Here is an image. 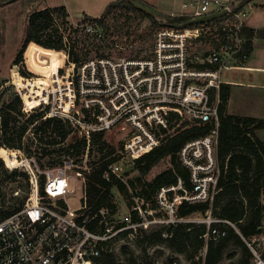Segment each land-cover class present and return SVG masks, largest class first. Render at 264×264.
Listing matches in <instances>:
<instances>
[{"label": "built area", "instance_id": "1", "mask_svg": "<svg viewBox=\"0 0 264 264\" xmlns=\"http://www.w3.org/2000/svg\"><path fill=\"white\" fill-rule=\"evenodd\" d=\"M252 9L251 0H185L180 11L170 12L167 20L159 23L151 57L90 58L79 65L69 63L71 69L66 74H62L64 68L58 70L52 86L61 87L65 80V92L61 91L55 108L49 103L43 107L49 99L45 94L50 85L38 98L40 105L31 108L25 102L24 90L14 82L23 112L47 110L46 117L54 113L84 126L86 135L78 159L61 163L56 169L32 164L33 157L22 159L28 177L27 200L7 216L2 212L9 209L0 207V264H106L111 255L116 264H128L136 258L134 252L143 257L140 247L147 235L162 231L164 238H170L171 227L191 222L190 216L178 214L184 201H213L220 191V92L223 85L232 83L223 74L247 69L244 63L249 52L244 32ZM85 30L101 36L91 25ZM184 122L213 126L209 134L186 142L178 153L182 166L189 170L190 189L179 178L176 185L161 188L154 202L134 189L130 199L92 209L87 178L98 165L90 160L94 156L92 132L103 131L104 141L114 148L115 160L103 167L102 177L109 182H125L126 176L136 170L135 161L160 145L164 131ZM122 123L127 136L112 146L105 139L106 129ZM6 164L9 171L18 169ZM78 181L82 183V195L77 193ZM19 194L18 190L14 192L15 196ZM78 196L81 205L73 208L70 198ZM197 223L207 226L201 236L206 242L225 236L223 225L239 232L236 225L212 216L210 211ZM259 230L250 239L239 232L253 255L252 264H264L263 223ZM166 248L150 244L146 256L149 264H180L173 253L166 261L153 258L154 252L168 251Z\"/></svg>", "mask_w": 264, "mask_h": 264}, {"label": "trees", "instance_id": "2", "mask_svg": "<svg viewBox=\"0 0 264 264\" xmlns=\"http://www.w3.org/2000/svg\"><path fill=\"white\" fill-rule=\"evenodd\" d=\"M128 5H131L130 0H115L107 7L103 17L89 18L88 21L97 24V26H102L111 11L125 8ZM136 8L140 9L143 16L151 18L153 23L156 24L153 15L149 13L151 12L149 9ZM54 13H61L65 18L69 16L64 6L45 9L31 15L27 34L22 42V49L14 61V64H19L23 57L22 63L26 66L29 73L36 75V79L46 80L49 77L48 73L36 71L31 63L32 54L40 46H46L56 52V54L46 60V70L55 67L60 70L67 67V55L70 62L77 65L90 59L83 58L87 54L78 45L67 48L57 43L50 46L41 40L39 33L48 28ZM179 20L176 19L175 21ZM33 40L36 42L35 45H31ZM21 73L25 76L20 74L25 81L35 79L27 78L29 75L25 71ZM7 82H0V148L13 149L9 151L13 154L15 153L16 159L19 161V156L14 150L24 151L26 147V154L35 156L36 161L42 167L46 166L42 165L43 160L55 153H58L59 165L68 159L76 161L79 157V152L83 150L85 138L79 135L78 128L57 115H48L43 119L47 110L36 108L29 113L23 112L22 100L16 93L15 88L14 91L12 89L9 97L5 98L6 93L10 91V89L4 87ZM231 87V84H225L220 92L218 155L221 175L217 183L220 191L214 196L212 202L189 203L184 201L178 207V214L181 217H188L196 213L205 216L210 211L213 216L216 213L214 208L218 207L226 199L227 202L223 203L221 212L218 213L216 218L233 223L243 237L250 239L260 233L259 226L262 225L264 218V140L257 135L258 130L264 129V118L229 113L227 106ZM5 89L7 90L4 91ZM125 127V124L122 123L106 129L105 139L110 144L114 140L120 141L127 136ZM212 127L210 123L184 122L178 128L174 129L171 127L169 131H164L160 145L135 161L138 175L130 179L129 182L134 187L136 182L143 181L165 157L171 158L172 166L157 174L152 181H144L140 188L135 187V192L154 202V196L161 188L176 185L179 178H182L186 187L190 189V173L188 169L182 166L178 153L186 142L206 136L210 133ZM34 141L41 145H47L46 147H41V155H38V151L33 149L31 143ZM65 142H68L67 146L58 150L49 149L48 147ZM91 143L93 148L96 147L99 154L106 152L96 161L98 165L93 167L87 178L88 201L92 209L95 210L105 206H114L115 192L124 191L128 184L123 181L109 182L102 177L103 167L115 160L113 156L114 148L108 146L106 141H104V132H92ZM93 148L92 150L94 151L95 149ZM96 162H91V164L93 165ZM1 173L9 174L14 182L17 181L18 177H23L25 181L28 178L25 172H20L18 169L13 171L6 169L3 160L0 158ZM44 181L43 177L41 181L42 189ZM178 192L183 193L182 191ZM170 196L172 197V193ZM10 213L11 210H5L2 212V216H7ZM223 228L226 230L225 236L216 241L206 242L205 238L201 237L207 231L205 224L180 223L169 229L172 237L164 238L161 231L147 235L143 242H148L151 245H164L181 254L191 251V254L188 255L190 264H221L225 250L231 242H234L236 246L242 249L243 253L239 264H251L253 255L239 232L230 225H223ZM206 245L207 250L205 251ZM131 262L134 264L133 258ZM106 264H116L112 255L106 258Z\"/></svg>", "mask_w": 264, "mask_h": 264}, {"label": "rangeland", "instance_id": "3", "mask_svg": "<svg viewBox=\"0 0 264 264\" xmlns=\"http://www.w3.org/2000/svg\"><path fill=\"white\" fill-rule=\"evenodd\" d=\"M67 2L69 4V9L71 11V16L64 17L61 13H54L52 21L48 28L39 33V37L48 45H55L60 43L65 47H73L79 46L80 49H83V52L87 55L84 56V59L87 58H99V57H125V58H148L152 56L153 45H154V34L158 29L159 23H163V20H167L169 17L168 14L170 12H178L181 9V5L185 0H148L151 5L144 0H130L131 5L126 6L125 8L116 9L111 11L104 25L97 26V24L88 21L89 18H101L106 12L107 7L113 3L115 0H15L12 1L11 4L6 5L4 8L0 9V82L8 81L4 87L10 89L8 93H6V97L8 98L10 92L14 91V82L16 83V79L14 77V71L17 70L19 74L22 75V71H25L30 77L35 78L32 80H22L20 82H29L32 84L30 87L29 94L32 93L34 97L39 98L42 95V91L47 88V97H49L48 101L44 103L43 107L50 104V107H57L58 99L61 91L65 92L62 88L64 86V82H62L61 87L58 84L52 86V79L57 73H53L54 69L46 70V60L49 57H52L56 52L54 50H50L46 46H40V48L32 54V66L36 69V71L42 73H48L49 77L46 80L36 79V75H33L28 72L26 66L22 63V60L19 64H14L16 57L18 56L20 50L22 49V42L27 34V30L29 27V19L31 15L36 12L43 11L45 9H53L55 7L63 6L62 2ZM135 2V3H134ZM135 4V5H134ZM153 6L156 7L158 12L154 13ZM135 7V8H134ZM136 7H143V10H150L156 24L153 23V20L149 17L143 16L140 9ZM79 12V13H78ZM154 13V14H153ZM91 25L94 28L98 29L101 33V36L91 35L86 32L85 26ZM35 41L31 42V45H35ZM200 43H197L196 46L199 47ZM195 46V47H196ZM195 47L191 49V52L195 50ZM65 49V48H64ZM261 53V49L259 50ZM261 55V54H260ZM69 57V56H68ZM67 67L64 68L62 74H66L71 69V65L69 63L70 60L68 58ZM239 72L232 70L226 71L223 74V78L226 80H235L238 78ZM13 76V77H12ZM24 76V75H22ZM25 77V76H24ZM13 80V81H12ZM41 82H44L41 83ZM37 83V84H35ZM43 84V85H42ZM5 89L4 91H6ZM60 90V91H59ZM1 91V90H0ZM26 92L22 91V94ZM51 93V94H50ZM32 97V96H31ZM252 97L257 99V104L252 103L251 110H255L256 115H260L264 117V92L255 91L252 92ZM33 98V97H32ZM31 98V99H32ZM38 106V105H37ZM36 106V107H37ZM40 109V108H38ZM41 111V110H39ZM227 111L231 114L235 113V91L231 94L227 106ZM52 114V113H51ZM49 114V116H51ZM46 117V116H45ZM44 117V118H45ZM43 118V119H44ZM91 121V119H87ZM31 143V142H30ZM68 142L62 143L60 145L48 146L49 149L58 150L62 147L67 146ZM119 140H114L111 145H118ZM33 149L38 151V155H41V147H46V144H39L37 141L31 143ZM25 146V141H24ZM93 148V144L91 143V149ZM3 149L9 157H16L15 153H11L9 149ZM94 156L90 157L91 161H97L99 159V152L96 150V147L93 148ZM19 158L20 162L14 165V168H18L20 172L25 171V167L21 166L22 159H26L28 156L25 150H14ZM21 155V156H20ZM0 158L3 160L5 168L7 169L8 161L5 160L2 156ZM58 153L53 154L52 156H47L42 165H46L49 167L59 166L58 163ZM9 164V163H8ZM39 165L40 163L34 159V163ZM13 166V165H12ZM34 166V165H33ZM172 166L171 158L165 157L156 167H154L151 172L144 178L141 182H136L133 187L130 184V179L135 178L138 175V171L135 169L131 173H129L125 182L128 184L126 189L122 192H115L114 200L117 202H122L125 199H130L134 188H140L144 181H152L154 177L160 172L170 168ZM77 193L82 195V183L78 181L77 183ZM16 187V188H15ZM0 207L2 209H13L22 204V202H26L27 200V183L23 179V177H18L17 181L14 182L10 178L9 174L1 173L0 174ZM18 190L19 195L15 196L14 192ZM227 202L226 199L223 200L219 204L218 207L214 208L213 216L217 217L218 213L221 212V206L223 203ZM70 205L73 208H77L81 205V198L73 197L70 198ZM206 216V215H205ZM200 213H196L190 216V220L193 223L197 224V220L205 217ZM264 224V218H263ZM150 247V244L147 242H142L140 249H142L143 257L138 256L137 252H134L133 258L134 264H149V261L146 260V256L148 257L149 252L147 248ZM166 247V246H165ZM169 249V250H168ZM168 251L157 250L152 255L153 258H157L159 261H166V259L171 256H176L179 259L180 264H190L188 260V255L191 254V251L185 254L178 253L177 251L166 248ZM170 252V254H169ZM141 253V252H140ZM243 257L242 249L239 248L231 242L221 260V264H239L240 260ZM129 262V261H128ZM253 262V256L251 259V264ZM126 264V261L125 263ZM128 264H133L129 262Z\"/></svg>", "mask_w": 264, "mask_h": 264}, {"label": "crops", "instance_id": "4", "mask_svg": "<svg viewBox=\"0 0 264 264\" xmlns=\"http://www.w3.org/2000/svg\"><path fill=\"white\" fill-rule=\"evenodd\" d=\"M12 1L15 0H0V9L11 4ZM144 1L154 5L148 0ZM251 1L253 9L247 20L244 32L249 52V59L244 63L247 69L235 70L239 72L238 78L229 81H232V95L235 91V113L233 114L264 118L256 115L255 110H251L252 103H258L257 99L252 97V92H264V0ZM62 3L71 16L69 4L65 1ZM156 9L153 6V11L158 12L159 10ZM257 135L260 139L264 140V129L258 130Z\"/></svg>", "mask_w": 264, "mask_h": 264}, {"label": "bare ground", "instance_id": "5", "mask_svg": "<svg viewBox=\"0 0 264 264\" xmlns=\"http://www.w3.org/2000/svg\"><path fill=\"white\" fill-rule=\"evenodd\" d=\"M57 73L58 72V68L54 69V72L53 73ZM13 77V76H12ZM14 77L16 79V83L17 85L24 90V99H25V102L28 104L29 107L31 108H34L36 107L37 105H40V99L34 97V95L32 93L29 94V91H30V87H32V84H29V82H20L22 80V77L20 76L19 72L17 70L14 71ZM54 78L55 76L50 79V81L52 83H54ZM24 80V79H23ZM13 81V80H12ZM44 84V82H41ZM37 84V83H35ZM42 84V85H43ZM60 91V90H59ZM33 98H32V97ZM32 98V99H31ZM51 116H56L54 113L51 114ZM77 128H78V131H79V135L81 137H85L86 135V128L84 126H79V125H76L74 124ZM114 126V125H113ZM113 126H110L108 127L107 129H110L112 128ZM0 154L2 157L5 158L6 161H8L9 165H15L17 164L19 161L13 156V157H9L7 155V153L3 150V149H0ZM35 159V158H34ZM36 160V159H35ZM74 160L73 159H68V160H65L64 163H69V162H73ZM42 167V166H40ZM59 166H56V167H49V166H43L42 168L45 169V170H53V169H56L58 168Z\"/></svg>", "mask_w": 264, "mask_h": 264}]
</instances>
